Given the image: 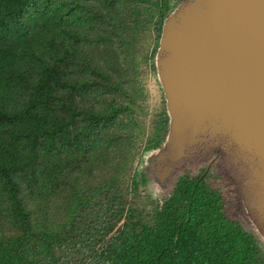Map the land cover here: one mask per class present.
Masks as SVG:
<instances>
[{"label": "trees", "instance_id": "trees-1", "mask_svg": "<svg viewBox=\"0 0 264 264\" xmlns=\"http://www.w3.org/2000/svg\"><path fill=\"white\" fill-rule=\"evenodd\" d=\"M172 1L0 0V264H264L210 169L179 177L148 218L140 205L150 174L132 166L140 122L121 55L154 18L156 54ZM168 123L162 111L141 154Z\"/></svg>", "mask_w": 264, "mask_h": 264}, {"label": "water", "instance_id": "water-1", "mask_svg": "<svg viewBox=\"0 0 264 264\" xmlns=\"http://www.w3.org/2000/svg\"><path fill=\"white\" fill-rule=\"evenodd\" d=\"M156 69L169 123L150 173L217 158L264 240V0H186L162 24Z\"/></svg>", "mask_w": 264, "mask_h": 264}, {"label": "rangeland", "instance_id": "rangeland-1", "mask_svg": "<svg viewBox=\"0 0 264 264\" xmlns=\"http://www.w3.org/2000/svg\"><path fill=\"white\" fill-rule=\"evenodd\" d=\"M185 1H172V8L167 12L166 17ZM127 5L120 7V13L125 17H129V14L126 12ZM155 20L156 18L151 21L148 29L139 30L132 36L134 38L133 45L129 49L123 48L126 51L121 55V62L125 63L124 66L129 65L131 68H129V74L132 76L133 83L129 86V91L136 103L133 114L140 122L139 139L138 144H136L135 160L132 166L133 169L137 167V172L146 167L150 174L147 176V182L140 184L139 187V194L142 196L140 205L145 206L144 216L148 218V215L152 214L154 206L162 205L164 200L169 197L179 177L184 175H202L210 169V174L206 178V181L219 191L223 199V211L225 214L229 218L239 221L247 230L257 232L253 224L248 220L240 195L239 182L229 175L228 171L217 158H211L207 161L185 162L169 176L165 177L162 182L158 181L148 169L149 160L162 151L166 144L165 138L158 148L141 154L142 139L150 134L160 113L162 111H166L167 113L165 96L156 69V54H153L156 38ZM129 32L127 29L124 31L125 37L128 38ZM137 176L138 179H141L139 174ZM151 200L152 202H150ZM260 238L263 240L261 236Z\"/></svg>", "mask_w": 264, "mask_h": 264}]
</instances>
